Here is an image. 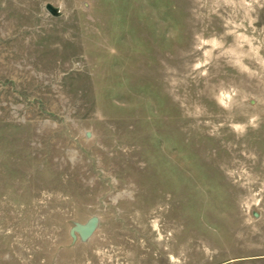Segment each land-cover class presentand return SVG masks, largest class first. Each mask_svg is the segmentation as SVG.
<instances>
[{
	"label": "rangeland",
	"instance_id": "374dc122",
	"mask_svg": "<svg viewBox=\"0 0 264 264\" xmlns=\"http://www.w3.org/2000/svg\"><path fill=\"white\" fill-rule=\"evenodd\" d=\"M0 264H264V0H0Z\"/></svg>",
	"mask_w": 264,
	"mask_h": 264
},
{
	"label": "water",
	"instance_id": "95a60500",
	"mask_svg": "<svg viewBox=\"0 0 264 264\" xmlns=\"http://www.w3.org/2000/svg\"><path fill=\"white\" fill-rule=\"evenodd\" d=\"M46 9L51 14H56V10L53 5L48 4ZM99 225V217L93 216L86 223H75V225L70 230V235L74 240L79 237L82 242H87L96 233L99 228Z\"/></svg>",
	"mask_w": 264,
	"mask_h": 264
}]
</instances>
